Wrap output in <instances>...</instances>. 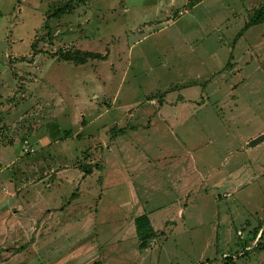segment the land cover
Here are the masks:
<instances>
[{"label": "rangeland", "instance_id": "rangeland-1", "mask_svg": "<svg viewBox=\"0 0 264 264\" xmlns=\"http://www.w3.org/2000/svg\"><path fill=\"white\" fill-rule=\"evenodd\" d=\"M68 1L0 0V264H264V0Z\"/></svg>", "mask_w": 264, "mask_h": 264}, {"label": "trees", "instance_id": "trees-1", "mask_svg": "<svg viewBox=\"0 0 264 264\" xmlns=\"http://www.w3.org/2000/svg\"><path fill=\"white\" fill-rule=\"evenodd\" d=\"M85 0H69L67 3H65L62 7L54 11V14L51 15L50 19H59L62 16L66 15L68 12H70L75 5H80ZM264 24V5L261 6L260 8L254 9L253 10V15L249 18V21L246 23L244 28L240 31V33L237 35L235 42H234V47L238 43V41L244 37L246 32L251 29L254 26H258ZM47 26V29L49 30L46 38H43L44 40H50L52 42L53 35L51 34V28ZM36 45H33L34 51ZM61 58L65 62H71L77 65H85L87 64L90 60H98V61H106L108 59L107 55H103L100 53H95V52H89V51H81V50H75V51H68V52H62L61 53ZM234 56L231 55L229 62L227 66L225 67L224 71H230L234 67ZM162 104V103H161ZM117 137L122 136L125 133V130H118L117 132ZM81 170L85 176L90 175L93 172V168H82ZM135 227H136V235L138 237L139 241V248L140 250H146L151 247V242L156 239L157 233L155 229L152 226V222L149 218L148 215H142L138 217L135 220ZM258 229H255L253 238L251 239L252 242H254L257 238L258 234ZM264 234V232H263ZM262 234V235H263ZM262 237V236H261ZM258 240L257 244L255 247L252 249H256L258 251H264V243L262 242V238ZM12 251H23L21 249H11ZM247 252L244 254L246 255ZM243 255V256H244ZM238 258V257H237ZM235 256H228L225 258L226 262L225 264H234V261L237 259ZM203 264H212L211 262L207 261L206 263Z\"/></svg>", "mask_w": 264, "mask_h": 264}, {"label": "crops", "instance_id": "crops-1", "mask_svg": "<svg viewBox=\"0 0 264 264\" xmlns=\"http://www.w3.org/2000/svg\"><path fill=\"white\" fill-rule=\"evenodd\" d=\"M173 1L174 0H172V1H168V3H169V7L171 6V4H173ZM75 9V8H74ZM185 13H189V11H187V10H185ZM144 24H148V22H143ZM108 60V59H107ZM262 134V133H261ZM264 134V133H263ZM216 141V140H215ZM31 144H32V141H31ZM33 145V144H32ZM33 147H34V145H33ZM35 149V148H34ZM10 206H12V204H10ZM17 206L18 207H21L20 206V202L19 201H17ZM51 215V214H50ZM54 214H52V216H53ZM149 216V218H150V215H148ZM51 217V216H50ZM151 220V219H150ZM166 226H168V224L166 225ZM263 225L262 224H260V225H258V228H256V229H258L259 231H258V234H257V238H256V240L254 241V242H250V244H247V246H246V248H251V247H255L256 246V244H257V242H258V240L260 239V237L262 238V239H264V234H263V232H264V229H263V227H262ZM253 234L254 233H251L250 234V237H252L253 238ZM263 234V235H262ZM218 241V240H217ZM262 242H263V240H262ZM264 243V242H263ZM253 250V249H252ZM213 264H215V263H213Z\"/></svg>", "mask_w": 264, "mask_h": 264}, {"label": "water", "instance_id": "water-1", "mask_svg": "<svg viewBox=\"0 0 264 264\" xmlns=\"http://www.w3.org/2000/svg\"><path fill=\"white\" fill-rule=\"evenodd\" d=\"M264 141V134H262L260 137L256 138L255 140H253L251 143H250V146L252 147H255L257 146L258 144H260L261 142Z\"/></svg>", "mask_w": 264, "mask_h": 264}, {"label": "built area", "instance_id": "built-area-1", "mask_svg": "<svg viewBox=\"0 0 264 264\" xmlns=\"http://www.w3.org/2000/svg\"><path fill=\"white\" fill-rule=\"evenodd\" d=\"M32 152H33V150L30 148V144H29V142H27V143L25 144L24 153H25V154H30V153H32Z\"/></svg>", "mask_w": 264, "mask_h": 264}]
</instances>
